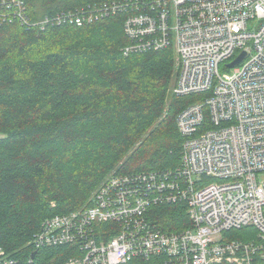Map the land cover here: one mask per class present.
<instances>
[{"label":"built area","instance_id":"obj_1","mask_svg":"<svg viewBox=\"0 0 264 264\" xmlns=\"http://www.w3.org/2000/svg\"><path fill=\"white\" fill-rule=\"evenodd\" d=\"M0 22L84 27L124 16V54L173 48L174 95L196 99L182 109L175 169L108 178L91 203L45 219L29 258L0 246V264H32L41 248L77 246L65 264H264V0H132L90 4L39 22L22 0L6 4ZM245 53L235 67L229 64ZM186 206L190 227L168 233L151 221L160 205ZM253 228L256 240L226 236Z\"/></svg>","mask_w":264,"mask_h":264},{"label":"trees","instance_id":"obj_2","mask_svg":"<svg viewBox=\"0 0 264 264\" xmlns=\"http://www.w3.org/2000/svg\"><path fill=\"white\" fill-rule=\"evenodd\" d=\"M0 1L12 16L14 8L5 5L13 0ZM23 1L37 22L125 0ZM123 21L117 15L84 27L31 30L16 20L0 23V246L13 257L29 258L41 223L80 210L112 171L135 174L181 163L177 117L196 97H170L173 48L124 55ZM152 209L149 216L163 231L190 227L183 204ZM226 236L248 242L257 233L243 228ZM78 250L41 248L32 264H65ZM127 264H163V257Z\"/></svg>","mask_w":264,"mask_h":264},{"label":"rangeland","instance_id":"obj_3","mask_svg":"<svg viewBox=\"0 0 264 264\" xmlns=\"http://www.w3.org/2000/svg\"><path fill=\"white\" fill-rule=\"evenodd\" d=\"M20 25H21V24H20ZM177 74H178V68H177V66H176V68H175V78H174L173 85L171 86V90H170V97H171V96L173 95V93H174L173 88H174V86L176 85L175 82H176ZM172 92H173V93H172ZM115 174H116V172L112 171V172L110 173V176H114ZM110 176H109V177H110ZM109 177H108V178H109ZM106 180H107V179H106ZM95 193H96V192H94V193L91 195L90 199L88 200V202H87V204H86L85 206H88V205L92 202L91 199H93ZM233 238H236V237L234 236ZM236 239H237V238H236Z\"/></svg>","mask_w":264,"mask_h":264},{"label":"bare ground","instance_id":"obj_4","mask_svg":"<svg viewBox=\"0 0 264 264\" xmlns=\"http://www.w3.org/2000/svg\"><path fill=\"white\" fill-rule=\"evenodd\" d=\"M7 1H8V0H7ZM125 1H126V0H125ZM127 1H128V0H127ZM26 7H27V6H26ZM5 8H6V7H5ZM27 8H28V7H27ZM10 9H11V8H10ZM10 9L8 8L7 10H10ZM13 10H14V9H13ZM11 11H12V10H11ZM6 13H7V12H6ZM8 13H9V12H8ZM12 13H13V11H12ZM54 15H55V14H54ZM28 16H30V15L28 14ZM47 16H48V15H47ZM49 16H50V15H49ZM31 19H32V17H31ZM44 19H45V18H44ZM33 21H34V20H33ZM38 21H39V20H37V22H38ZM3 22L5 23V21H3ZM6 22H7V21H6ZM12 22H13V20H12ZM12 22H11V23H12ZM35 22H36V21H35ZM0 23H2V22H0ZM17 23H18V22H17ZM2 24H3V23H2ZM48 25H49V24H48ZM48 25H47V26H48ZM50 25H51V24H50ZM50 25H49V26H50ZM54 26H55V25H54ZM21 27H26V26H21ZM27 27H28V26H27ZM32 27H33V25H32ZM37 27L39 28V26H37ZM58 27H60V26H58ZM73 27H74V26H73ZM35 28H36V26H35ZM40 28H41V27H40ZM29 29H30V27H29ZM29 29H28V30H29ZM41 29H42V28H41ZM30 30H31V29H30ZM124 55H125V54H124ZM130 55H131V54H130ZM133 55H134V54H133ZM125 56H126V55H125ZM120 174H122V173H120ZM124 174H126V173H124ZM161 206H162V205H161ZM156 207H157V206H156ZM158 207H159V206H158ZM154 208H155V207H154ZM150 210H153V209L151 208ZM153 212H154V211H153ZM157 213H158V212H154V214H157ZM152 214H153V213L150 214V215H151L150 219H152V220L155 221V223H156L157 221L154 220V218H155L156 216H154V218H152V216H153ZM158 216H159V214H158ZM158 216H157V217H158ZM158 226H159V224H158ZM159 228H161V227H159ZM161 229H163V228H161ZM183 230H184V229H183ZM180 231H181V230H180ZM180 231H179V232H180ZM256 233H257V232H256ZM240 240H241V239H240ZM78 251H79V250H78ZM157 257H158V256H157ZM157 257H156V258H157ZM163 259H164V258H163Z\"/></svg>","mask_w":264,"mask_h":264},{"label":"water","instance_id":"obj_5","mask_svg":"<svg viewBox=\"0 0 264 264\" xmlns=\"http://www.w3.org/2000/svg\"><path fill=\"white\" fill-rule=\"evenodd\" d=\"M245 57V53H243L242 55H240L235 61H233L231 64H229V68L235 67L237 66ZM35 257V254L32 255V258Z\"/></svg>","mask_w":264,"mask_h":264}]
</instances>
